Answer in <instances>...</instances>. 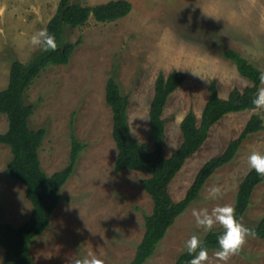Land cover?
Listing matches in <instances>:
<instances>
[{
  "label": "rangeland",
  "instance_id": "374dc122",
  "mask_svg": "<svg viewBox=\"0 0 264 264\" xmlns=\"http://www.w3.org/2000/svg\"><path fill=\"white\" fill-rule=\"evenodd\" d=\"M59 0H0V90L8 83L12 61L26 63L40 49L30 45L31 36L46 28ZM83 5L111 0H74ZM130 12L111 22L90 16L82 26L67 27L65 39L77 42L66 65L48 66L25 94L34 106L32 129L44 128L39 159L47 175L64 168L71 150V127L85 145L77 164L60 190L61 199L46 230L30 243L36 264H70L92 253L104 264H129L144 234V215L152 200L137 170L116 172L117 154L112 138V113L105 100V85L115 71L122 95L128 98L127 117L131 137L153 147L149 106L159 73L177 71L183 83L169 96L164 108L165 156L181 144L180 122L193 110L197 119L214 81L219 96L227 98L237 87L250 85L224 52L233 50L264 72V0H127ZM264 110L225 115L209 131L202 147L183 164L170 184L175 201L181 200L206 161L221 154L236 138L250 116ZM7 129L0 113V133ZM264 154V129L251 134L228 164L205 182L197 200L174 221L144 264H174L185 251V242L198 229L192 209L234 206L238 187L249 172L247 156ZM12 157L0 143V220L19 226L31 213L25 186L8 178L5 168ZM220 186L217 199L207 189ZM264 216V181L254 189L248 209L240 220L254 226ZM219 226L211 231L220 230ZM208 251L214 260V252ZM0 264L4 250L0 247ZM228 264H264V239L249 238L241 253Z\"/></svg>",
  "mask_w": 264,
  "mask_h": 264
},
{
  "label": "trees",
  "instance_id": "16d2710c",
  "mask_svg": "<svg viewBox=\"0 0 264 264\" xmlns=\"http://www.w3.org/2000/svg\"><path fill=\"white\" fill-rule=\"evenodd\" d=\"M130 10L131 4L127 0H111L98 5L59 0L45 28L49 34L56 37L57 51L39 50L26 63L17 60L11 63L8 83L0 90V113L7 119V129L0 133V143L8 146L12 154L5 174L25 186L26 198L32 209L29 218L19 226L0 220V247L4 250L6 263L36 264L30 254V243L48 227L61 199L60 190L72 174L79 154L85 147L71 127L68 163L64 168L47 175L39 159V149L46 131L44 128L30 127L29 120L34 106L26 102V91L48 66L68 64L80 39L77 42L66 40L67 27L82 26L90 16L100 22H111L124 17ZM224 55L235 64L238 73L251 84L242 90L234 87L227 98H222L219 96L216 82L213 81L208 86L209 96L200 118L197 119L193 110L187 112L180 122L182 142L168 157L165 156L166 122L163 113L169 96L183 83L184 74L172 71L166 75L159 73L156 77L148 112L153 135L151 150H148L144 143L131 137L127 117L128 98L121 93L115 71L106 81L105 100L112 113L111 134L117 149L114 170L120 172L129 169L147 174L148 177L142 180V185L152 200L151 213L144 215L143 237L129 264H144L154 254L176 218L198 199L207 179L218 168L233 160L245 139L264 129L263 119L258 114L251 115L239 135L230 140L225 150L206 161L199 169L185 196L178 201L172 198L170 193L172 180L185 161L202 147L212 126L229 113L253 109L251 102L260 87L258 77L262 70L233 50L225 51ZM263 181L264 178L258 176L254 170H249L240 182L233 206L238 221L248 209L254 189ZM246 227L255 231V237L264 239V216L256 225ZM222 232L223 229L208 232L201 240L203 246L208 251L218 250V237ZM192 258L185 250L174 264H189Z\"/></svg>",
  "mask_w": 264,
  "mask_h": 264
},
{
  "label": "clouds",
  "instance_id": "9594fccd",
  "mask_svg": "<svg viewBox=\"0 0 264 264\" xmlns=\"http://www.w3.org/2000/svg\"><path fill=\"white\" fill-rule=\"evenodd\" d=\"M30 45L43 52H55L58 47L56 37L49 34L47 29L35 32L30 38ZM258 79L260 87L251 102L253 111L264 110V72L259 74ZM246 159L248 168L264 178V154L252 151ZM207 192L211 199H217L221 196L222 189L220 186L213 185L207 189ZM191 215L196 227L204 233L210 232L216 226L222 228L223 232L218 237V250L214 252V260L209 257L208 250L203 246L200 237L193 234L184 245L186 252L193 257L189 264H228L232 257L241 253L248 239L256 236L254 230L237 220L235 208L230 204L217 205L211 211L206 208L192 209ZM70 264H104V260L88 253L85 257L71 259Z\"/></svg>",
  "mask_w": 264,
  "mask_h": 264
}]
</instances>
